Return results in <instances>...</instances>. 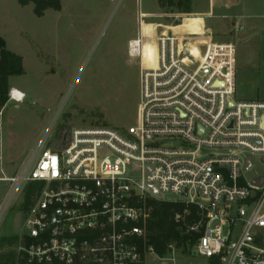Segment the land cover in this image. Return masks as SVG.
Instances as JSON below:
<instances>
[{
  "label": "built area",
  "instance_id": "obj_1",
  "mask_svg": "<svg viewBox=\"0 0 264 264\" xmlns=\"http://www.w3.org/2000/svg\"><path fill=\"white\" fill-rule=\"evenodd\" d=\"M148 38L129 41L141 63L138 124L71 128L53 145L46 135L19 171L0 177V220L42 183L13 264H171L188 253L174 242L160 256L150 243L153 199L180 206L173 220L198 236L189 250L206 264H264V181L255 183L264 174L249 173L264 158V100L235 98L233 42L161 33L147 59Z\"/></svg>",
  "mask_w": 264,
  "mask_h": 264
},
{
  "label": "rangeland",
  "instance_id": "obj_2",
  "mask_svg": "<svg viewBox=\"0 0 264 264\" xmlns=\"http://www.w3.org/2000/svg\"><path fill=\"white\" fill-rule=\"evenodd\" d=\"M239 1H244L253 14H264V0ZM227 2L238 5L235 4L238 0H194L193 7L197 11L211 9L216 16H230L235 7L228 8ZM61 3V9L50 8L38 16L33 3L21 5L18 0H0V36L7 48L23 60L24 73L10 77V84L26 95L20 102L10 99L0 112L1 175L10 176L19 171L46 135L53 145L71 128L106 125L126 131L138 124L141 63L139 58L130 57L129 41L142 31L152 37L145 42L147 59L153 57L155 39L161 33L185 36V39H207L209 35L204 30L195 33L187 28L186 31L182 24L186 18L200 14L165 11L157 0H61ZM236 20L240 23V18ZM208 24L211 23H205ZM236 27L239 29L238 23ZM231 28L219 22L212 40H232L234 36L228 37L229 31L227 36H222V31ZM243 30L238 32L245 35ZM234 44L235 98L248 100L239 90L238 76L246 67L245 62L249 70L261 66L264 45L256 48L241 41ZM255 78V83L251 78L249 92L255 90L254 85L261 86L262 76L257 74ZM249 173L264 174L261 158H255ZM4 183L6 194L8 183ZM22 202L23 197L0 220V238L17 232L25 216ZM13 221L14 230L10 227ZM3 229L8 232L1 234ZM206 263L205 257L184 255L180 251L171 261V264Z\"/></svg>",
  "mask_w": 264,
  "mask_h": 264
},
{
  "label": "trees",
  "instance_id": "obj_3",
  "mask_svg": "<svg viewBox=\"0 0 264 264\" xmlns=\"http://www.w3.org/2000/svg\"><path fill=\"white\" fill-rule=\"evenodd\" d=\"M160 8L169 12H180L191 14L193 12L194 0H157ZM21 5L29 3L34 4V13L38 16L44 15L47 9L59 10L62 7L61 0H18ZM176 22L175 24H179ZM24 73L23 60L20 55L9 50L5 39L0 36V112L10 101V77L18 76ZM106 126V125H105ZM42 186L41 182L30 183L24 193L21 210L26 215L28 212L37 190ZM151 207L147 220L146 228L149 241L155 246L160 256L168 253V246L176 242L184 253H190V250L196 234H186L182 232L178 224L173 220L174 211L180 206L173 202L153 199L149 201ZM14 236L8 238L9 242L15 241ZM17 242V239H16ZM14 253L9 251L1 255L3 258H12Z\"/></svg>",
  "mask_w": 264,
  "mask_h": 264
},
{
  "label": "crops",
  "instance_id": "obj_4",
  "mask_svg": "<svg viewBox=\"0 0 264 264\" xmlns=\"http://www.w3.org/2000/svg\"><path fill=\"white\" fill-rule=\"evenodd\" d=\"M235 4L238 5H234L232 6L231 2H227L225 6H227L228 8L230 7H235V9H233L232 12H234L233 15L228 16V14H219V15H215L214 11H212L211 9H206L203 11L200 10H195L193 7V12L191 14H196L199 15L200 17H191V18H186L184 20V22L182 23L185 27H186V31L187 28H190L191 30L194 29L195 33H202V31L204 30L207 34L206 38H213V32L216 30L218 23L220 22L221 24L224 23L225 25H230V27H232L231 29H228L226 31H222V36H227V33H229L228 37L230 36H234L232 40H228V41H223V42H243L245 44H249L250 46H255L257 47H263L264 45V14H260V13H256L253 14L248 8H246V6L244 5V1L243 3L238 0V2H235ZM249 10V11H246ZM215 17L217 20L214 22L208 21V19H211ZM240 18V23L236 22V19ZM252 19L254 18V20H248V19ZM206 22H210L211 24L209 25H205ZM204 23V25H203ZM239 26V29L237 26ZM176 26V25H175ZM245 28V29H244ZM244 29V30H243ZM242 31L244 32L245 35H242L243 33H239L238 31ZM229 31V32H228ZM252 49V48H250ZM262 49V48H261ZM237 61V59H236ZM236 61H235V66H236ZM247 62H245V68L240 70V75L238 76V86H239V90L241 92L242 95L246 96V98H248V100H264V58L261 61V66H255V68H252L251 70H249L248 66H247ZM260 74L262 76L261 78V86L260 88L256 87V85H254V89L256 90H252L251 92H249V87H250V81L251 78L253 76L252 81L254 80V83L256 82V78L255 75ZM236 78V77H235ZM12 88H15L14 86H12ZM17 89V88H15ZM261 96V97H260ZM16 173V172H15ZM0 177H2V175L0 174ZM5 181L0 180V203L3 200L4 196H5V186L6 184L4 183ZM4 185V186H2ZM21 223L22 221L19 222V228L17 230V232H9L8 234H3L0 238V248H2L3 250L1 251L0 254V264H13V260H14V255L12 258H3L1 257L2 254L4 253H8L9 251H12L14 253V249H15V244H16V239H17V234L20 230L21 227ZM12 224H15L14 221L13 223H11L10 227L12 228V230H14V228L12 227ZM3 232H8V230L3 229V231L1 232V234ZM10 236H14L15 241H13L12 243L9 242L8 238Z\"/></svg>",
  "mask_w": 264,
  "mask_h": 264
},
{
  "label": "water",
  "instance_id": "obj_5",
  "mask_svg": "<svg viewBox=\"0 0 264 264\" xmlns=\"http://www.w3.org/2000/svg\"><path fill=\"white\" fill-rule=\"evenodd\" d=\"M253 159L254 158L252 156H248V158H247V164H246V169H249L251 167ZM263 161H264V158H263ZM263 181H264V178H259V179L255 180V183L257 185H262ZM154 190H155V188H154ZM162 264H167V263H162Z\"/></svg>",
  "mask_w": 264,
  "mask_h": 264
},
{
  "label": "bare ground",
  "instance_id": "obj_6",
  "mask_svg": "<svg viewBox=\"0 0 264 264\" xmlns=\"http://www.w3.org/2000/svg\"><path fill=\"white\" fill-rule=\"evenodd\" d=\"M197 52H198V51H197L196 49H194V53L197 54ZM21 93H22V91H20L19 89H15V95H16V96H22Z\"/></svg>",
  "mask_w": 264,
  "mask_h": 264
},
{
  "label": "snow or ice",
  "instance_id": "obj_7",
  "mask_svg": "<svg viewBox=\"0 0 264 264\" xmlns=\"http://www.w3.org/2000/svg\"><path fill=\"white\" fill-rule=\"evenodd\" d=\"M44 167H47V165H44Z\"/></svg>",
  "mask_w": 264,
  "mask_h": 264
}]
</instances>
